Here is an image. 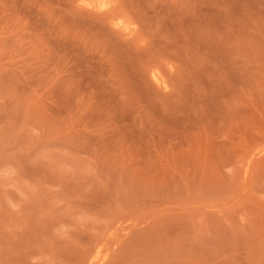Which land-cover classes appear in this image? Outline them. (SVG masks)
<instances>
[{"label": "rangeland", "instance_id": "374dc122", "mask_svg": "<svg viewBox=\"0 0 264 264\" xmlns=\"http://www.w3.org/2000/svg\"><path fill=\"white\" fill-rule=\"evenodd\" d=\"M107 2L0 0V264H264V0Z\"/></svg>", "mask_w": 264, "mask_h": 264}, {"label": "bare ground", "instance_id": "6f19581e", "mask_svg": "<svg viewBox=\"0 0 264 264\" xmlns=\"http://www.w3.org/2000/svg\"><path fill=\"white\" fill-rule=\"evenodd\" d=\"M99 1V4L101 5V6H104V7H106L105 5H107L108 4V0L106 1V0H98ZM109 5V4H108ZM121 23V22H120Z\"/></svg>", "mask_w": 264, "mask_h": 264}]
</instances>
